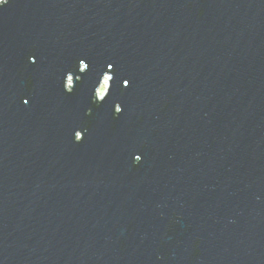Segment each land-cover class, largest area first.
<instances>
[{"label": "water", "instance_id": "water-1", "mask_svg": "<svg viewBox=\"0 0 264 264\" xmlns=\"http://www.w3.org/2000/svg\"><path fill=\"white\" fill-rule=\"evenodd\" d=\"M0 264H264V0L0 5Z\"/></svg>", "mask_w": 264, "mask_h": 264}, {"label": "rangeland", "instance_id": "rangeland-1", "mask_svg": "<svg viewBox=\"0 0 264 264\" xmlns=\"http://www.w3.org/2000/svg\"><path fill=\"white\" fill-rule=\"evenodd\" d=\"M70 80V79H69ZM69 84L71 85V81L69 82ZM106 86H107V83L106 84H102L101 86H100V88H99V90H98V94L100 93V94H103L104 92H105V90H106Z\"/></svg>", "mask_w": 264, "mask_h": 264}, {"label": "bare ground", "instance_id": "bare-ground-1", "mask_svg": "<svg viewBox=\"0 0 264 264\" xmlns=\"http://www.w3.org/2000/svg\"><path fill=\"white\" fill-rule=\"evenodd\" d=\"M69 82H70V80L68 79V80H67V85H70ZM103 83L106 84V83H107V79H104V82H103ZM103 83H102V84H103ZM99 96H101L100 93H99Z\"/></svg>", "mask_w": 264, "mask_h": 264}, {"label": "snow or ice", "instance_id": "snow-or-ice-1", "mask_svg": "<svg viewBox=\"0 0 264 264\" xmlns=\"http://www.w3.org/2000/svg\"><path fill=\"white\" fill-rule=\"evenodd\" d=\"M6 3H7V0H4V2L3 3H0V5H4ZM109 67H111V65H109ZM125 83H127V81H125Z\"/></svg>", "mask_w": 264, "mask_h": 264}, {"label": "clouds", "instance_id": "clouds-1", "mask_svg": "<svg viewBox=\"0 0 264 264\" xmlns=\"http://www.w3.org/2000/svg\"><path fill=\"white\" fill-rule=\"evenodd\" d=\"M4 2V0H0V3H3Z\"/></svg>", "mask_w": 264, "mask_h": 264}]
</instances>
